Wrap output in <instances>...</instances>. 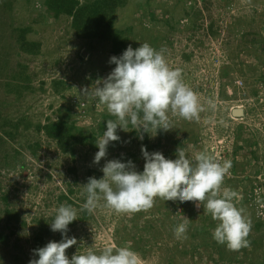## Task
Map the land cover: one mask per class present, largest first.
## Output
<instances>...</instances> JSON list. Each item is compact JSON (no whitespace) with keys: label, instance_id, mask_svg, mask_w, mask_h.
<instances>
[{"label":"rangeland","instance_id":"374dc122","mask_svg":"<svg viewBox=\"0 0 264 264\" xmlns=\"http://www.w3.org/2000/svg\"><path fill=\"white\" fill-rule=\"evenodd\" d=\"M46 1L0 0V233L7 236L0 242V264L38 259L33 238L41 225L50 229L55 210L65 203L78 212L67 234L77 239L66 250L69 258L88 247L99 252L127 246L140 264H264V0H122L114 11L113 29L120 41L128 37L124 50L145 42L164 49L169 67L179 69L198 94L199 119L170 115L172 129L155 137L149 132L148 140L168 159H176L181 147L193 160L205 152L221 164L231 161L219 194L235 191V206L251 222L250 245L235 251L213 239L218 222L203 204L157 198L152 208L134 213L103 206L93 214L80 211L86 201L82 186L89 177H103L107 160H131L143 171V133L131 125L118 129L121 139L95 164L96 141L94 149L75 145L73 154L63 153L36 129L62 120L101 137L106 121L116 117L83 93L114 69L110 57L122 55L114 53L113 40L80 38L72 18L55 17ZM24 29L26 42L40 44L38 53L21 49ZM17 73L29 78L19 82L20 95ZM236 107L243 117L231 115ZM8 122L20 123L18 129ZM13 215L17 222L9 221ZM185 217L186 238L177 239L173 228ZM46 239L62 237L51 231Z\"/></svg>","mask_w":264,"mask_h":264},{"label":"clouds","instance_id":"9594fccd","mask_svg":"<svg viewBox=\"0 0 264 264\" xmlns=\"http://www.w3.org/2000/svg\"><path fill=\"white\" fill-rule=\"evenodd\" d=\"M164 52L147 42L136 49L129 45L122 55L110 57L109 63L115 65L110 74L84 91L83 97L106 106L116 117L106 121V131L95 142V164L107 156L112 142L121 139L118 129L125 131L131 125L137 133L153 132L155 137L159 131L172 129L170 115L186 121L199 119L203 109L198 94L183 82L179 69L169 67ZM139 139H143L142 134ZM141 153L145 161L142 172L131 160L112 159L101 169V179L89 177L82 186L86 201L80 211L93 214L103 206L116 213H134L152 208L157 198L195 202L197 207L203 204L218 222L213 230L217 243L234 251L250 245L247 238L251 222L233 202L237 193L225 188L219 194L231 161L221 164L205 152L196 154L193 160L181 147L176 149V159L165 158L161 152L150 153L144 146ZM77 215V209L66 203L55 210L50 229L59 232L62 239L34 249L38 259H31L29 264H140L138 254L127 246H108L99 252L88 247L69 258L66 250L76 245L77 239L67 234ZM188 221L185 217L174 226L177 239L186 238Z\"/></svg>","mask_w":264,"mask_h":264},{"label":"trees","instance_id":"16d2710c","mask_svg":"<svg viewBox=\"0 0 264 264\" xmlns=\"http://www.w3.org/2000/svg\"><path fill=\"white\" fill-rule=\"evenodd\" d=\"M122 0H96L94 2H87L81 4L78 0H47L46 5L49 10L53 12L55 17L60 15H66L72 18L71 26L80 38L96 39V40H113L114 53L120 55L125 50V43L128 41V37H125L122 41L119 40L120 34L113 29L114 25V11L121 6ZM110 17L107 18L106 16ZM21 49L28 54H36L40 48L39 43H28L25 40L26 30L21 31ZM17 81L16 94H21L20 90L23 84L29 83V78L22 73H17L13 77ZM19 82L22 84L19 85ZM55 85V84H54ZM20 86V87H19ZM24 88V86H23ZM61 89V88H59ZM58 90V89H57ZM7 126H11L15 131L18 129L19 124L4 123ZM1 129L3 126L0 127ZM38 131L44 132L45 135L54 140L63 153H74V146H90L94 147L96 136L91 133H86L82 129H79L74 123H68L66 121L59 120L57 122H49L43 125H37ZM9 137L14 136L12 132H5ZM141 146L147 148L152 153L155 152L156 145H150L148 140V134L143 133V139ZM9 221H18L17 215L9 216ZM50 229L46 225H41L37 234L33 238V250L44 247L47 242V236L50 235ZM7 236L0 233V242L5 243Z\"/></svg>","mask_w":264,"mask_h":264},{"label":"water","instance_id":"95a60500","mask_svg":"<svg viewBox=\"0 0 264 264\" xmlns=\"http://www.w3.org/2000/svg\"><path fill=\"white\" fill-rule=\"evenodd\" d=\"M231 115L233 117H243V110L241 108H233L231 110Z\"/></svg>","mask_w":264,"mask_h":264}]
</instances>
